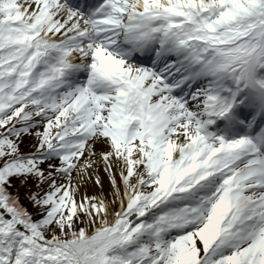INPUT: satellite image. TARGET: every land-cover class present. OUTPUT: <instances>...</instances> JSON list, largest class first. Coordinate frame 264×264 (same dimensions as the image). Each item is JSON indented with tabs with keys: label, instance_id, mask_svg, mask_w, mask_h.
I'll list each match as a JSON object with an SVG mask.
<instances>
[{
	"label": "snow or ice",
	"instance_id": "obj_1",
	"mask_svg": "<svg viewBox=\"0 0 264 264\" xmlns=\"http://www.w3.org/2000/svg\"><path fill=\"white\" fill-rule=\"evenodd\" d=\"M0 264H264V0H0Z\"/></svg>",
	"mask_w": 264,
	"mask_h": 264
},
{
	"label": "rangeland",
	"instance_id": "obj_2",
	"mask_svg": "<svg viewBox=\"0 0 264 264\" xmlns=\"http://www.w3.org/2000/svg\"><path fill=\"white\" fill-rule=\"evenodd\" d=\"M23 148H24L25 150H27V149H28V145H27V144L23 145ZM89 192H91V189H89Z\"/></svg>",
	"mask_w": 264,
	"mask_h": 264
}]
</instances>
